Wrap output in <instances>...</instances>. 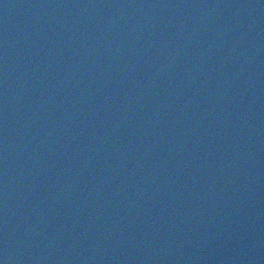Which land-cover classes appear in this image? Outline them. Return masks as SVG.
<instances>
[{"label":"water","instance_id":"95a60500","mask_svg":"<svg viewBox=\"0 0 264 264\" xmlns=\"http://www.w3.org/2000/svg\"><path fill=\"white\" fill-rule=\"evenodd\" d=\"M138 0H0V226L59 143Z\"/></svg>","mask_w":264,"mask_h":264}]
</instances>
